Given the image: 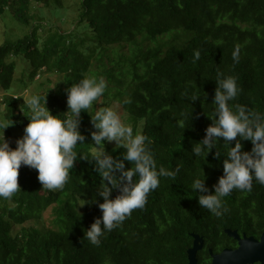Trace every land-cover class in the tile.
Listing matches in <instances>:
<instances>
[{
  "label": "trees",
  "instance_id": "trees-1",
  "mask_svg": "<svg viewBox=\"0 0 264 264\" xmlns=\"http://www.w3.org/2000/svg\"><path fill=\"white\" fill-rule=\"evenodd\" d=\"M51 3L62 6L63 0H0V17L8 13L22 29L21 36L0 40V91L7 92L17 70L18 80L25 75L33 80L40 70L62 72L67 88L54 94L41 91L39 97L50 114L63 119L73 84L95 76L103 77L108 87L90 110H81L79 130L85 140L78 142L64 187L43 188L37 170L22 164L20 189L11 198L0 197V264H189L194 235L202 239L197 262L208 264L213 253L237 247L227 231L259 238L264 231V184L254 180L250 191L233 189L223 198L228 211L217 217L199 205L198 196L205 193L191 183L203 174L207 192H212L223 175L228 145L222 137L204 156L193 151L213 123L209 114L218 72L236 77L240 92L232 103L264 111V0H80L83 30L76 25L70 31L43 26L42 11ZM41 27L48 28L44 36L38 34ZM51 27L56 29L49 31ZM195 51L200 52L198 60ZM125 99L130 103L124 104ZM2 101L0 121L24 134L30 109L19 96L4 93ZM105 107L125 113L134 128L140 122L157 167L179 166V172L174 178L161 177L144 207L134 209L94 245L85 232L102 215L98 205L104 198L90 155L92 147H99L91 139L97 131L91 115ZM4 130L9 147L15 148L16 140ZM241 143L244 150L251 149L250 141ZM103 151L123 160L126 149L104 140ZM124 165L133 166L127 160ZM119 191L113 188L110 198ZM48 208V225H24L41 220Z\"/></svg>",
  "mask_w": 264,
  "mask_h": 264
},
{
  "label": "clouds",
  "instance_id": "clouds-1",
  "mask_svg": "<svg viewBox=\"0 0 264 264\" xmlns=\"http://www.w3.org/2000/svg\"><path fill=\"white\" fill-rule=\"evenodd\" d=\"M199 57L200 52L195 51L194 60ZM232 58L235 62L239 61V46L233 50ZM217 83L214 109L209 114L213 123L206 128L203 140L195 145L193 151L197 156H204L222 137L228 145L223 175L213 185L212 192H207L203 174L192 180L191 187L205 193L198 196L199 205L220 217L228 211L223 198L233 189L250 191L254 180L264 184V111L232 103L240 92L236 77L218 72ZM107 87L103 77L95 76L84 77L73 84L68 89V111L63 119L50 114L39 96L25 97L30 117L15 148L9 147L3 134L10 122L0 121V197L11 198L20 189L18 172L22 164L37 170V178L43 188L64 187L78 156V142L83 144L85 140L79 130L81 110H90L93 101L104 94ZM123 103L130 101L125 99ZM91 122L97 129L91 133V139L99 147H92L90 155L101 177L99 195L104 200L98 205L102 215L86 230L84 238L98 245L106 232L120 226L134 209L144 207L148 194L159 186L161 177L174 178L179 166L175 169L157 167L150 139L142 132L134 133L132 125L125 123L115 108L105 107L95 111ZM179 126L183 127L184 121ZM104 140L123 145L126 149L123 160H114L103 151ZM244 140L251 142L250 150H244L241 143ZM233 141L235 143L231 145ZM124 160L133 166L126 169ZM117 187L119 194L110 198L112 189ZM84 203L83 199L80 204Z\"/></svg>",
  "mask_w": 264,
  "mask_h": 264
},
{
  "label": "rangeland",
  "instance_id": "rangeland-1",
  "mask_svg": "<svg viewBox=\"0 0 264 264\" xmlns=\"http://www.w3.org/2000/svg\"><path fill=\"white\" fill-rule=\"evenodd\" d=\"M43 9V8H42ZM35 12H37L34 9ZM39 12V10H38ZM40 13V12H39ZM41 18V23L45 27H49L51 25H59L63 29H67L66 31H70L74 26H78L83 30L84 22H79V13H80V0H63L62 6H57L55 3H51L48 8L43 9ZM9 17V18H8ZM12 17L9 14H4L0 17V40L4 39L7 35L13 36H21L22 29L20 25L11 19ZM37 21V20H36ZM40 28L38 31L39 36H44L47 32L48 28ZM56 29L55 27L49 28V31H53ZM21 65H23L22 61H19ZM18 70L15 73V78L13 79L10 88L7 92L0 91V117L3 118V113L5 112V104H3V94L8 93L13 96H19L24 101L25 97H31L32 95L39 96V93L43 91L47 94H54L61 90L67 88V76L62 72H46L45 70H40L34 77L33 80H30L26 75L21 79ZM105 102L101 101L100 106L104 105ZM122 120L125 123H130L133 127L132 121L128 119V116L123 113L121 115ZM136 128L133 127L134 133L135 131L140 132V122L136 123ZM9 131L11 132L10 138L17 141L23 137V131L13 124H9L7 126ZM4 138L7 141V137L5 135V130H3ZM106 142L109 145H116L115 141ZM78 207L81 209L83 204L78 203ZM52 217L51 208H48L43 213V218L38 220V222L28 221L24 225H35L37 227H42L43 225L49 224V220ZM44 219V222H43ZM47 221V222H46Z\"/></svg>",
  "mask_w": 264,
  "mask_h": 264
},
{
  "label": "water",
  "instance_id": "water-1",
  "mask_svg": "<svg viewBox=\"0 0 264 264\" xmlns=\"http://www.w3.org/2000/svg\"><path fill=\"white\" fill-rule=\"evenodd\" d=\"M237 239V247H226L218 253H213L208 264H252L264 262V231L259 238L254 236L239 235L237 231H227ZM202 246V239L194 235L193 246L188 250V263L198 264L196 252Z\"/></svg>",
  "mask_w": 264,
  "mask_h": 264
},
{
  "label": "flooded vegetation",
  "instance_id": "flooded-vegetation-1",
  "mask_svg": "<svg viewBox=\"0 0 264 264\" xmlns=\"http://www.w3.org/2000/svg\"><path fill=\"white\" fill-rule=\"evenodd\" d=\"M257 262H259V261H257ZM255 263V262H254ZM264 263V262H263Z\"/></svg>",
  "mask_w": 264,
  "mask_h": 264
}]
</instances>
